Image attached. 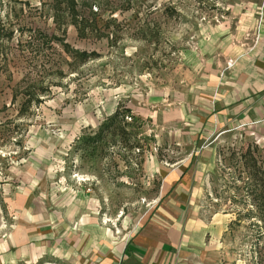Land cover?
Masks as SVG:
<instances>
[{"label":"rangeland","instance_id":"374dc122","mask_svg":"<svg viewBox=\"0 0 264 264\" xmlns=\"http://www.w3.org/2000/svg\"><path fill=\"white\" fill-rule=\"evenodd\" d=\"M75 5L74 21L65 0H0V264H104L94 251L174 214L175 263L264 264V148L214 117L264 0Z\"/></svg>","mask_w":264,"mask_h":264},{"label":"crops","instance_id":"0c3cea01","mask_svg":"<svg viewBox=\"0 0 264 264\" xmlns=\"http://www.w3.org/2000/svg\"><path fill=\"white\" fill-rule=\"evenodd\" d=\"M215 82L214 117L218 129L247 130L253 133L264 148V29L254 52L241 57L234 70L226 76L224 83ZM184 175L185 171L181 178ZM178 207L176 214L184 218L182 205ZM160 214L168 216L165 211ZM172 216H169L172 224L168 219L164 223L160 219H150L118 250L110 248L112 251L100 252L98 249L94 251L96 257L107 254L104 264H177L174 253L178 245H184L181 240L180 243L178 241V232L183 226L182 218L178 221L175 214ZM205 228L206 225L201 224L198 235L196 234L200 243L207 235ZM184 235L191 240V236H194L192 228Z\"/></svg>","mask_w":264,"mask_h":264},{"label":"trees","instance_id":"16d2710c","mask_svg":"<svg viewBox=\"0 0 264 264\" xmlns=\"http://www.w3.org/2000/svg\"><path fill=\"white\" fill-rule=\"evenodd\" d=\"M66 4L69 6L70 8V12L72 13V17L75 21V17H76V12H75V0H65ZM58 5H61V1L58 3L56 2ZM70 13V15H71ZM85 54V55H84ZM84 56H86V53H83ZM82 55V56H83ZM118 115L113 116L110 119H107L100 127L99 131L97 133H95V135L93 136H88V137H82L79 139V150H89V149H96V147L101 144L105 138L107 137L108 134H110L115 126L118 125L119 121H117ZM264 195V194H263ZM262 195V197H263ZM261 199V196H260ZM262 202H260V204L258 205L259 210H260V215L262 216V220L264 221V197L262 198Z\"/></svg>","mask_w":264,"mask_h":264}]
</instances>
